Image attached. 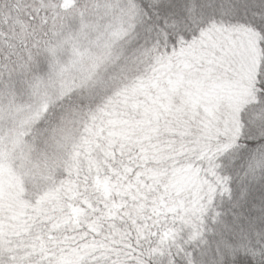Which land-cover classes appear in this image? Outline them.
<instances>
[{
    "label": "snow or ice",
    "instance_id": "6c2138e0",
    "mask_svg": "<svg viewBox=\"0 0 264 264\" xmlns=\"http://www.w3.org/2000/svg\"><path fill=\"white\" fill-rule=\"evenodd\" d=\"M0 264H264V0H0Z\"/></svg>",
    "mask_w": 264,
    "mask_h": 264
}]
</instances>
